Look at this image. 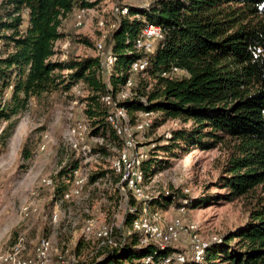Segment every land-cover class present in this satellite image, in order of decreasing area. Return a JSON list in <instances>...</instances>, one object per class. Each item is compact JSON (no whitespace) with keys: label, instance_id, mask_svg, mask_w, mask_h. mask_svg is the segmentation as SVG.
<instances>
[{"label":"trees","instance_id":"trees-1","mask_svg":"<svg viewBox=\"0 0 264 264\" xmlns=\"http://www.w3.org/2000/svg\"><path fill=\"white\" fill-rule=\"evenodd\" d=\"M94 3L2 1L3 8L10 7L12 18L0 22L1 29L10 31L0 35L7 45L0 54V121L19 114L31 97L39 98L58 89L68 91L81 83L88 91L85 118L91 124L90 135L102 139L98 147L104 151L105 143L119 150L121 141L106 120L107 107L101 98L117 91L131 74L146 75L147 79L136 87L133 84L134 97L124 106L130 113L144 110L161 113L164 119L190 120V127L171 128L165 135L168 144L161 149L180 147L188 152L189 148L219 147L224 155L214 183L224 189L219 199L239 200L247 213L246 222L220 235V241L211 244L200 261L186 264H264V0H154L147 6L130 4L129 14L119 17L104 42L116 57L109 84L103 80L96 54L54 58L58 54L55 42L65 36L60 30L62 20L75 6L92 8ZM22 9L27 12L24 28H20L24 21ZM147 23L158 25L163 34L151 53L137 51L133 45ZM80 41L92 45L85 36ZM141 58L147 60L145 69L131 72V62ZM174 67L183 72L174 73ZM154 123L153 117L150 128ZM9 134L10 130L0 133L1 145ZM152 146L141 163L146 182L157 166L152 158L157 146ZM78 165L79 160L69 155L58 176L71 181ZM109 172L95 171L88 181L94 182ZM118 180V176L113 179L116 184ZM158 198L161 205L176 202V206L185 198L188 209L201 201L177 190L162 192ZM129 204L134 211H125L122 225L114 229L117 246H102L88 264H148L143 261L145 256L156 258L174 249L153 243L140 245L137 233L124 236L125 228L143 208V202L132 198Z\"/></svg>","mask_w":264,"mask_h":264},{"label":"rangeland","instance_id":"rangeland-1","mask_svg":"<svg viewBox=\"0 0 264 264\" xmlns=\"http://www.w3.org/2000/svg\"><path fill=\"white\" fill-rule=\"evenodd\" d=\"M2 1L0 22L9 21L12 18L10 7L3 8ZM91 1L95 3L82 27H74L71 14L62 20L60 30L65 36L55 42L58 54L54 58L95 55L94 45L100 39L102 43H107L110 36L115 2L147 6L154 0ZM20 13L24 20L20 28H24L27 12L22 9ZM100 20L104 22L103 26L98 25ZM9 33V30L0 28V35ZM84 36L91 40L92 45L80 41ZM0 50V54L7 50V45L1 40ZM112 72L113 68L109 73H102L107 84ZM131 78L135 87L142 79H147L146 75L137 73L131 74ZM82 86L79 94L76 90L58 89L39 98L31 97L19 114L10 120L0 121V133L6 134L10 130L5 142L0 144V254L20 235L26 238L28 248H32L39 237L47 236L54 249L52 263L63 260L68 264H88L97 256L98 239L94 234L82 237L80 228L89 220L95 229L106 224H112L114 228L122 225L125 210L120 204V190L113 181L117 175L111 168L117 147L105 143L107 147H104V151L98 147L102 142L100 138L91 139L94 154L79 161L87 172L84 190L78 197L65 199L63 196L71 181L66 180L65 176L59 177L58 172L72 154L69 126L74 120L86 119L85 98L88 91L84 84H80V88ZM154 118L153 127L143 131L139 139L143 151L148 152L152 144L157 146L152 153L157 166L146 182L153 197L150 203V200L147 202L148 212H157L164 219L174 216L176 202L161 205L159 202L162 200L158 197L162 192L177 190L201 200L195 208L189 209V216L199 224L200 232L204 235H225L243 225L247 213L242 203L239 200L225 202L219 199L224 189L214 185L223 161L222 150L219 147L208 150L189 148L188 152L180 147L163 150L161 148L168 144L165 135L171 128L190 127L192 122H184L181 118L164 119L158 112L154 113ZM11 122H14L12 127L9 125ZM44 135H48L47 143L41 149ZM103 169H110V172L94 182L88 181L92 173ZM44 177L53 179L52 187L42 185ZM185 189L188 191L185 192ZM30 202L33 205L29 214L25 215L23 207ZM54 210L59 214L56 221L51 216Z\"/></svg>","mask_w":264,"mask_h":264},{"label":"built area","instance_id":"built-area-1","mask_svg":"<svg viewBox=\"0 0 264 264\" xmlns=\"http://www.w3.org/2000/svg\"><path fill=\"white\" fill-rule=\"evenodd\" d=\"M129 3H114L112 16L114 17L113 28L116 26L119 17L127 16L130 12ZM91 8L75 6L71 11V18L74 27L80 28L89 18ZM137 16V15H136ZM98 25L103 26L104 22L100 20ZM111 30V31H112ZM161 28L153 23H147L140 34L133 40L135 50L145 53L154 51L157 42L162 38ZM103 40L100 39L95 44V54L100 59L101 70L106 73L111 72L116 57L109 48H105ZM147 60L137 59L130 64L131 72H139L145 69ZM174 73L183 72L177 67L173 68ZM81 83H76L71 90H76L79 94ZM133 82L128 77L125 82L117 89L110 91L101 99L107 107L106 120L115 135L121 141V148L117 150L116 155L111 162V168L118 176L117 187L120 190L121 202L125 211L132 212L134 208L129 204L132 198L136 202H143L142 213L139 217L133 219L131 224L125 228L124 236L138 234L140 245L153 243L159 247L165 248L172 246L174 249L166 255L160 257L145 256L143 261L148 264H186L188 261H200L207 248L220 241V236H208L200 232L199 224L189 216V209L186 206L187 199H182V204L176 206V214L169 219H164L157 212H148L147 202L151 200L152 194L148 191V186L141 168L142 161L147 157V150H142L141 135L143 131L150 128L154 112L137 111L130 114L124 106L126 100L134 97L132 89ZM68 134L70 137L69 148L75 159L84 160L94 154L91 139H99L90 135V126L86 119L74 120L69 126ZM169 132L166 133V136ZM48 135H44L41 149L47 143ZM142 146V147H141ZM43 186L52 187L54 182L51 177H44L41 180ZM87 183V172L85 168L78 165L73 170L72 180L69 189L63 194L65 199L80 196ZM185 192L188 189L184 190ZM33 202V201H32ZM32 203L23 207L25 215H28ZM59 214L53 211L52 220L56 221ZM114 226L106 224L94 228L91 220L80 228L79 233L82 237L94 234L98 239L97 249L102 246H117L114 238ZM54 251L49 237L41 236L28 248L26 238L23 235L17 237L16 241L2 254H0V264H68L61 260L52 263L51 255Z\"/></svg>","mask_w":264,"mask_h":264}]
</instances>
